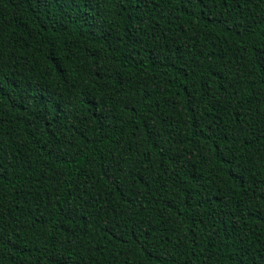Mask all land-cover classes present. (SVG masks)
Masks as SVG:
<instances>
[{
	"label": "trees",
	"instance_id": "obj_1",
	"mask_svg": "<svg viewBox=\"0 0 264 264\" xmlns=\"http://www.w3.org/2000/svg\"><path fill=\"white\" fill-rule=\"evenodd\" d=\"M0 264H264V0H0Z\"/></svg>",
	"mask_w": 264,
	"mask_h": 264
}]
</instances>
